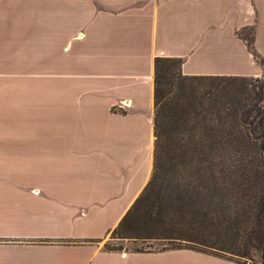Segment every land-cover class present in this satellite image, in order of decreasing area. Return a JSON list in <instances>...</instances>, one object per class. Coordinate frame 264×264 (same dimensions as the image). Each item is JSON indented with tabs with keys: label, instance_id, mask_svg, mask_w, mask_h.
Masks as SVG:
<instances>
[{
	"label": "crops",
	"instance_id": "0c3cea01",
	"mask_svg": "<svg viewBox=\"0 0 264 264\" xmlns=\"http://www.w3.org/2000/svg\"><path fill=\"white\" fill-rule=\"evenodd\" d=\"M156 58L261 78L264 0H0V264H239L99 243L153 174Z\"/></svg>",
	"mask_w": 264,
	"mask_h": 264
},
{
	"label": "trees",
	"instance_id": "16d2710c",
	"mask_svg": "<svg viewBox=\"0 0 264 264\" xmlns=\"http://www.w3.org/2000/svg\"><path fill=\"white\" fill-rule=\"evenodd\" d=\"M250 29L251 38L244 30L238 37L263 66ZM182 64L155 59L153 174L114 234L186 242L193 247L165 250L190 249L239 264L258 254L264 261V75L188 76ZM188 82L208 88L171 104L170 89ZM155 217L166 226L161 237L148 232Z\"/></svg>",
	"mask_w": 264,
	"mask_h": 264
},
{
	"label": "rangeland",
	"instance_id": "374dc122",
	"mask_svg": "<svg viewBox=\"0 0 264 264\" xmlns=\"http://www.w3.org/2000/svg\"><path fill=\"white\" fill-rule=\"evenodd\" d=\"M242 32V31H241ZM243 36L247 38L252 37V30L249 28L247 30H244L242 32ZM263 77V76H262ZM220 86H229L228 84H221ZM208 88L207 83H185L183 86L179 87H172L170 89V93L168 94V99L173 103V105L180 100L182 102H187V97L189 95H193L194 93H198L199 91H203ZM222 100H218V104H220ZM147 128H145V131L147 132ZM155 146V145H154ZM149 209V204L145 207L140 206L139 211L137 214L143 215V212ZM157 220L156 217L153 220V224H156ZM158 228H157V227ZM153 226L149 228V234L153 237H161L163 236V228L166 226ZM137 230H139L137 228ZM144 230H139L140 233H144ZM137 233V231H134ZM134 237V236H132ZM100 245L104 249H115L120 250L121 252H137V251H161L165 249H172V248H185V247H193L190 244H187L186 242H180V241H173V240H165V239H135V238H129V239H122L118 238L114 234V230H112L104 240L99 241ZM225 257H228V255H224ZM187 262L191 264H210L206 260L204 261H197V260H188ZM218 264H231L230 262L222 261ZM247 264H264V261L261 259V256L258 254L256 255L253 260H248Z\"/></svg>",
	"mask_w": 264,
	"mask_h": 264
}]
</instances>
